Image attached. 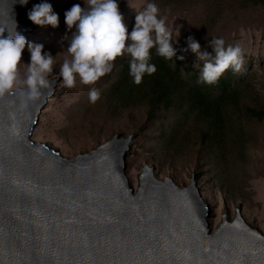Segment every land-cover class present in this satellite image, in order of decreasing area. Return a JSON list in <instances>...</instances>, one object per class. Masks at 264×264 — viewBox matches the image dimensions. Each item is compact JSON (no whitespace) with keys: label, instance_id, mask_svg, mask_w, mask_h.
I'll list each match as a JSON object with an SVG mask.
<instances>
[{"label":"water","instance_id":"water-1","mask_svg":"<svg viewBox=\"0 0 264 264\" xmlns=\"http://www.w3.org/2000/svg\"><path fill=\"white\" fill-rule=\"evenodd\" d=\"M40 2L0 0V26L33 31ZM51 81L40 97L0 94V264H264V232L239 209L211 228L196 176L181 186L144 164L134 189V134L74 156L34 138Z\"/></svg>","mask_w":264,"mask_h":264},{"label":"rangeland","instance_id":"rangeland-1","mask_svg":"<svg viewBox=\"0 0 264 264\" xmlns=\"http://www.w3.org/2000/svg\"><path fill=\"white\" fill-rule=\"evenodd\" d=\"M53 10L59 13L58 26L51 24L40 25L34 22V30L24 32L29 40H36L45 44V51L51 50L55 55L54 71L49 74L50 79H57L56 72L64 57L68 55L66 46L68 40L64 38L68 29L65 21V10L74 3L82 7L85 0H50ZM142 7L145 0H137ZM160 15L167 17V23L174 33L180 31L178 51L173 59L188 66L198 77L200 69L197 54L191 49L184 51L187 37L194 35L202 45L212 51L214 48L208 43L213 36H222L226 43L239 42L244 50V67L236 72V78H251L253 85L264 96V7L244 4L243 0H173L170 5L157 2ZM120 9L125 13L129 31L135 23V11L129 6L128 0H119ZM175 38V36H174ZM155 50V48H154ZM183 56V59L180 57ZM20 65V83L16 87H27L23 83L26 76L30 52L23 50ZM97 83H77L73 87H65L60 80L56 84V93L50 97L48 103L39 115L33 137L37 140L49 142L61 149L63 154L74 156L87 152L101 143L113 138L116 134L128 136L134 134L131 150L127 155V175L134 189L138 186V174L144 164L154 167L155 177L164 180L169 176L179 185L189 184L195 177L197 186L203 198L209 203L211 212L208 219L214 229L222 221L225 212L228 219L237 216V209L251 223L264 232V120L246 122L247 140L238 145L228 155L225 170L220 165L215 166L209 159H203L198 152H184L176 160L164 158L160 155L157 144L144 148L137 141L138 129L123 133L104 123L100 115L86 113L85 103L89 100L87 93ZM14 87L13 89H15ZM104 123V124H103ZM194 150V149H192Z\"/></svg>","mask_w":264,"mask_h":264},{"label":"clouds","instance_id":"clouds-1","mask_svg":"<svg viewBox=\"0 0 264 264\" xmlns=\"http://www.w3.org/2000/svg\"><path fill=\"white\" fill-rule=\"evenodd\" d=\"M27 4L28 0H18ZM129 6L135 11V23L129 31L125 13L121 11L119 0H85L82 7L74 3L65 10V21L69 30L64 38L68 40L66 55L56 72L63 86L73 87L77 77L81 83L94 84L101 76L114 68L118 55L129 54V75L133 82L139 84L145 74L157 71V65L151 62V49L155 48L158 55L172 58L178 51L180 31L174 33L167 23V17L160 15L156 0H145L141 7L137 0H128ZM29 18L37 24L58 26L59 13L53 10L50 0H41L28 10ZM0 26V94L12 90L20 83V65L23 50L27 46L30 52L26 76L23 83L27 85L30 97H40L42 89L52 84L49 74L54 71L55 55L51 50L45 51V44L28 37L18 29ZM7 31V35L4 33ZM175 36V38H174ZM184 51L191 49L197 54L198 61L203 60L197 83L213 84L219 81L226 70L242 71L244 67V50L237 42L226 43L222 36H213L208 43L214 48L215 54L202 45L194 35L187 38ZM184 57L181 56L180 59ZM101 95L100 90L93 86L88 96L95 102Z\"/></svg>","mask_w":264,"mask_h":264},{"label":"trees","instance_id":"trees-1","mask_svg":"<svg viewBox=\"0 0 264 264\" xmlns=\"http://www.w3.org/2000/svg\"><path fill=\"white\" fill-rule=\"evenodd\" d=\"M156 2L166 6L173 0ZM243 2L264 7V0ZM150 51L157 71L146 73L139 84L129 75V54L118 55L113 70L97 80L101 95L94 103L86 101V113L100 115L104 107V123L123 133L138 129L144 148L156 143L160 155L173 160L198 152L225 170L230 151L247 140L246 122L264 120V96L251 78L238 81L231 68L216 83H197L188 66Z\"/></svg>","mask_w":264,"mask_h":264}]
</instances>
